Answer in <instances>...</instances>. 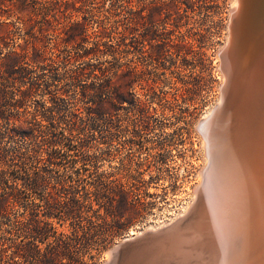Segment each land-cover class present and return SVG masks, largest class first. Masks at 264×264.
I'll use <instances>...</instances> for the list:
<instances>
[{"label":"rangeland","instance_id":"1","mask_svg":"<svg viewBox=\"0 0 264 264\" xmlns=\"http://www.w3.org/2000/svg\"><path fill=\"white\" fill-rule=\"evenodd\" d=\"M132 1L139 11L144 6L168 7L162 11V16H155L150 24L153 37L149 42L153 45L152 50L146 41L143 49L142 45L138 44L131 53L118 54L115 58L109 56L111 50L103 49V52L90 53L77 59L78 53L91 47L90 41L94 31L101 25H108V20L102 19L103 8L89 13L88 5L80 12L74 13V18L83 23L86 38L78 46L69 45L63 49L58 62L48 66V70L38 69L30 72L26 83L36 82L38 74L41 73L46 74L40 78L42 84L44 81H50L52 73L59 74V81H52L55 86L46 90L43 85L42 89L32 93L19 109L20 119L23 121L26 118L30 121L25 113H42L44 107L53 105L50 99L55 95V87L63 91L57 98L61 117L54 130L59 144L54 148L45 147V150L55 157L56 164L50 165L46 162V156H43V160L37 165L39 174L48 182L49 190H53L60 181L70 184H77L79 181L81 186L90 189L89 175L97 171L106 176L112 175L109 179L119 180L130 192L128 202L136 204L133 212L126 213L121 218L107 216L104 224L101 223L92 230L87 242L78 239L81 231L75 234L71 232L68 221L63 226L56 224L58 232L75 235H72L73 239L67 241V244L72 253H77L75 257L86 264L105 263L109 250L131 237L132 233L138 234L150 228L158 229L169 225L188 212L195 198L194 191L198 187L200 173L208 161V151L203 144L206 145V138L202 136L198 125L221 100L223 72L220 69L219 52L229 40V25L234 7L232 5H235L236 0ZM173 2L177 9L168 11L169 4ZM103 3L104 8L108 9L112 0H104ZM114 3L118 6L120 1L113 0ZM34 4L33 0H29L28 9L32 10ZM123 14L124 12H121V18ZM23 16L27 18L29 12L25 11ZM179 16H183L181 20ZM5 22L14 23L4 53L16 49L25 38L24 28L17 20L6 19ZM141 32L142 30L138 33ZM54 41L52 32L42 40L47 57L52 55ZM171 41L186 44V50L180 54L170 50L163 55V59L156 61L154 48H160L165 42ZM114 43L107 39V44ZM99 68H107L105 76L92 77L93 70L100 75ZM81 69L82 76L74 81L68 79L74 71ZM131 69H135L136 75L125 78L124 75ZM117 71L121 77L119 84L122 86L123 95L120 102L110 100L106 91L100 93L95 90L102 78L112 77V81H116L114 73ZM20 85L23 84H17L15 88ZM15 88L9 87L8 92L15 91ZM84 88L86 93L82 94ZM98 98L111 101L114 108L109 113L98 116L88 113V107L93 108L92 102ZM3 110L5 115H18L12 107L6 106ZM71 112L78 116L75 118L78 130L71 136L64 134L69 138L66 140L61 129L65 125L68 127ZM14 121L11 119V123ZM6 127V122H2L0 150L6 163L5 172L10 176L3 180L9 178L11 184L14 183V177L33 176L35 169L29 162L25 170L14 171L11 176L13 163L24 159L32 142L30 139L19 137L9 139L6 137ZM82 144L86 146L82 147ZM18 183L21 189V182ZM93 205L97 208L95 202ZM32 211L42 215L45 206L34 199L33 193L24 189L20 204L14 209L11 218L15 219L21 214L27 215ZM99 214L105 216L103 208ZM83 225L87 226L84 223ZM6 228L5 224L0 226V237L4 235L2 232ZM120 229L126 230L112 238V234ZM10 241L18 243L22 239L13 231ZM100 245L101 248L97 252L96 249ZM62 262L68 263V260Z\"/></svg>","mask_w":264,"mask_h":264},{"label":"trees","instance_id":"2","mask_svg":"<svg viewBox=\"0 0 264 264\" xmlns=\"http://www.w3.org/2000/svg\"><path fill=\"white\" fill-rule=\"evenodd\" d=\"M28 1L0 0V125L2 122H6V137L9 139L14 140L19 137L30 139L32 142L28 154L23 157L24 159H19V163H13L11 176L14 171L25 170L24 168L29 162L30 166L35 169L33 176L26 174V178L14 177V183L9 184V178L3 180L9 175L5 172L6 163L0 150V226L7 225V228L2 232L4 235L0 237V264H86L75 257L77 253L74 254L69 249L67 241L73 239L72 235L81 231V236L78 239L87 242L92 230L101 223L104 224L107 216L121 218L126 213L133 212L136 204L128 202L130 192L119 180L109 179L112 175L106 176L97 171L91 172L89 175L90 189L81 186L79 181L77 184L60 181L56 183L57 186L53 187L54 191L49 190L48 182L44 176L39 174L40 169L37 165L43 160V156H46V162L50 165L56 164L55 157L46 151L45 147L54 148L59 144L54 130L61 117L59 108H57V98L62 95L63 91L57 86L55 87V95L50 99L53 105L44 107L42 113L37 111L25 113L30 121L26 118L23 121L20 119L19 109L23 107L26 99L32 93L41 90L43 85L45 90L55 86L52 81H59L60 76L58 73H52V76L49 77L50 81H44L43 84L40 83V78H43L45 73L38 74L36 82L26 83V80L32 71L48 70V66L58 62L63 49L69 45L78 46L86 38L82 21L74 18V13L80 12L86 6L90 5L88 6L89 13L103 8L102 19H107L108 25H101L97 31H94L92 41H90L91 47L84 48L82 53H78L77 59L84 58L90 53L103 52V49L111 50V53L108 54L115 58L118 54L131 53L138 44L142 45L141 49H143L146 41L150 45L149 41L153 37L150 24L155 16H162V11L167 6L165 8L144 6L139 11L132 0H117L120 1L118 6H115L112 0L111 7L108 9L104 8V0H33L35 4L32 10H29ZM175 9L177 7L173 2L169 4L167 10L174 11ZM25 11L29 12L27 18L23 16ZM121 12H124L122 18ZM182 17L179 16L180 20ZM6 19L17 20L24 28L25 38L16 49L4 53L3 50L7 47L12 34L11 27L14 23L5 22ZM140 30L142 32L138 33ZM49 32L54 33L55 41L52 55L47 57L43 50L42 40ZM107 39L115 43L107 44ZM149 47L151 50L153 49V45ZM164 47L167 50H163ZM170 50L180 54L186 50V44L171 41L165 42L160 48H154L153 53L156 61L163 59V55ZM67 60L70 61V59ZM98 72L99 76L93 70L91 76L94 78L104 77L107 68H99ZM82 74V69L74 71L68 76V79L74 81ZM134 75H136L135 69H131L124 77H133ZM114 78H117L114 82L112 77L102 78L95 90L100 93L106 91L110 95V100L120 102L123 95L118 71L114 73ZM20 83L23 85L15 88ZM26 84L28 85L25 87ZM9 87L15 88V91L9 93ZM85 93L86 89L84 88L82 94ZM9 95L11 96L9 97ZM92 105L94 107H88L87 111L97 116L109 113L114 108L111 101H105L102 98L94 100ZM6 106L14 108L18 115H5L3 107ZM75 118H78L77 114L71 112V118L67 123L68 127L65 125L61 129L66 140L69 138L64 134L67 133L71 136L78 130ZM11 119L15 120L14 123H11ZM81 146L85 147L86 144ZM19 181L21 189L18 186ZM7 189L9 191H6ZM22 189H28L33 193L34 199L43 203L45 211L42 215L37 211H32L27 215L21 214L15 219L11 218L14 209L20 204ZM94 202L97 208H94ZM102 208L105 216L99 214ZM67 221L69 222L68 227L74 234L58 232L56 224L63 226ZM12 230L19 234L21 242H9L13 234ZM125 230L116 231L112 234V238ZM40 245L44 247H40ZM100 248L101 245L96 251L98 252ZM65 259L68 260V263L62 262Z\"/></svg>","mask_w":264,"mask_h":264},{"label":"bare ground","instance_id":"3","mask_svg":"<svg viewBox=\"0 0 264 264\" xmlns=\"http://www.w3.org/2000/svg\"><path fill=\"white\" fill-rule=\"evenodd\" d=\"M232 6L223 100L202 118L208 161L193 203L124 239L159 232L121 264H264V0Z\"/></svg>","mask_w":264,"mask_h":264},{"label":"water","instance_id":"4","mask_svg":"<svg viewBox=\"0 0 264 264\" xmlns=\"http://www.w3.org/2000/svg\"><path fill=\"white\" fill-rule=\"evenodd\" d=\"M230 27V25H229ZM233 29V27H231V30ZM224 51L219 52V56H220V69L221 71L224 73L223 70V63H224V59H225V55L226 53H224ZM221 101L223 100V95L224 94V88H221ZM218 110V106H216L211 114L212 116L215 115L216 111ZM211 116V117H212ZM209 120V119H208ZM206 121H200L199 125H198V129L201 132L202 136H203V132L202 129L204 124ZM159 232H145V234H143L140 237H136L132 240H127V241H123L120 244L116 245L115 247H113L112 249L109 250V259L107 262L103 263V264H121V262H123V260L125 258H127L132 252H134L135 250H137L143 243L147 242L148 240L152 239L155 235H158Z\"/></svg>","mask_w":264,"mask_h":264}]
</instances>
